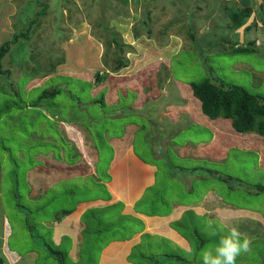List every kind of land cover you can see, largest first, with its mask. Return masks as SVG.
<instances>
[{"label":"rangeland","instance_id":"rangeland-1","mask_svg":"<svg viewBox=\"0 0 264 264\" xmlns=\"http://www.w3.org/2000/svg\"><path fill=\"white\" fill-rule=\"evenodd\" d=\"M247 6L251 15L234 28L231 8ZM33 20L37 22L30 26ZM19 32L29 38L11 45L0 74V209L1 219L10 222L13 248L22 254L38 252L36 264H59L54 253L49 256L50 247L63 251L65 264H101L114 231L126 234L133 224V232L143 229L119 206L89 205L87 214L95 224L90 231L83 230V260L75 263L66 255L70 238L57 245L49 226L65 209L108 200L106 182L114 147L107 134L123 136L126 124L135 122L141 126L136 153L157 165L152 189L164 196L161 205L142 203L143 212L168 213L174 200L211 204L219 199L229 205L221 204L214 215L189 212L176 220L190 251L164 236L145 233L134 250L136 260L202 264L201 250L235 226L251 241L250 251L236 264H264V137L238 133L231 119L210 120L202 113L206 122L194 120L174 129L171 143L163 145L156 135L160 130L161 138L166 136L163 125L168 119H151L148 105L139 103L140 98H189L201 103L193 86L206 78L264 96V0H0V46ZM247 46L252 49L243 50ZM118 57L126 64L117 69ZM98 72H107L104 80H96ZM57 86L63 90L53 94ZM102 92L119 101L102 102ZM92 133L100 153L99 179L65 176L64 161H78L80 155L96 160ZM172 143L189 148L178 152ZM199 145L206 147L197 150ZM53 156L64 161L52 165ZM90 166L88 173L94 175ZM63 171L64 177L51 185L44 181H53Z\"/></svg>","mask_w":264,"mask_h":264},{"label":"crops","instance_id":"crops-1","mask_svg":"<svg viewBox=\"0 0 264 264\" xmlns=\"http://www.w3.org/2000/svg\"><path fill=\"white\" fill-rule=\"evenodd\" d=\"M140 100V105L142 103H146L148 105V116L151 119L154 120L157 119V117L159 120L168 119V121L163 125L166 136L161 138L162 133L160 130L156 135L159 142H162L163 145H166L167 142L171 143L172 139L170 137L174 134V129L177 130L180 127L183 128L185 124L193 122L194 120H202L206 122V118L202 116L203 112L200 111L201 103L197 102L196 104L189 98H176L177 101H175V99H167L166 101H162L164 98H140ZM105 101L109 104H116L119 101V98L117 101H112L111 98H105ZM198 101L200 100L198 99ZM208 118L213 120L210 117ZM171 124H178V126H171ZM126 125L127 127L123 136H110L107 134L109 143L113 144L114 147V156L112 157L108 167L110 178L106 182L111 194H109L110 196L108 197V200H96L94 202L89 201L88 204L80 203L76 209H65L62 214L57 215L53 222L49 221V226L54 229L53 242L62 246L63 238H70V243L67 244L66 255H70L69 258H73L72 261L75 263H81L83 260L81 253L82 246L85 243L83 230L87 228L88 231H90L92 224H95L94 218L89 220V215L87 214V207L89 205L96 204L97 206H102L110 203V205L114 207L119 206L121 207L122 212L132 216L135 220L141 222L139 224L143 225V229L134 232L132 227H135L136 224L131 225L130 227L126 228L128 229L126 234L124 232L118 234L114 231L115 237H112L111 240L105 245L106 248L101 259V264H141V262L136 260L133 253L139 242L143 240L142 237L145 233L155 238L157 236H164L170 239L171 242H176L181 245L182 248L189 251L192 249V247L187 237L183 235L184 233L181 234L182 230L176 227V225L179 224L176 220L181 219L186 213L189 212L200 213L204 211L205 214L210 213V215H214L217 212V209L222 207L221 204H224V202H221L219 199H215L211 204H208L207 201H199L197 203L191 200L186 203H180L174 200L172 201L173 207L170 209V211H168V213L153 212L147 214L146 212H143L141 210L142 208L140 207L142 203L144 204L146 202H151L150 204L153 206L156 203L161 205L163 203L164 196L162 195V192L157 191V189H152L155 187V183H157V165L148 160L146 161L143 157L136 153L134 142L137 135V130L141 126L135 122H128ZM92 135L94 137V146L96 150L94 154L96 155V160L94 158H92V160L91 158H81L82 155H80L78 149L74 148L73 146V149H75V151L77 150V154L80 155V160L78 159V161H75L72 159V162L67 163L63 160V157L60 156L59 158H55L53 156L52 161L55 162L52 165L58 164L59 166L60 162L64 161V167L66 168V166H68V170L66 174L65 171H63L62 174H58L61 176H56V178L51 182L47 179L44 181L51 185L52 183L56 182L57 178H63L64 174L70 178L72 176L82 175L86 177L93 176L96 179H99L97 175V164L100 153L96 145L95 136L93 133ZM172 146L178 152H182L184 149L189 148L188 145L180 148L175 143H172ZM200 147L206 146L199 145L197 150ZM157 151L161 150L157 149ZM216 152L218 153V150H216ZM224 152H226V149L222 151L221 154H219L220 158H223L222 154ZM211 153L215 155V148ZM205 156L210 157V155ZM90 165H92L95 169L94 175L88 173V168L91 167ZM192 173L193 174L191 176L196 177L194 170H192ZM48 184L47 187L49 186ZM187 186L190 190H192L193 187L190 183H187ZM36 191L39 190L36 189ZM38 194L41 195V191H39ZM224 205L227 207L229 206L227 204ZM224 210L226 211L227 208H224ZM2 213H4L3 208L0 209V257L3 259V264H36L37 258L40 256L38 252L32 250L28 254H22L18 252L16 248H13L10 245L8 236L11 232V226L9 220L6 217L1 219ZM83 218H85V220H83ZM174 223H176V225H174ZM3 226H5V228L1 229ZM50 249L48 252L49 256H53L52 253H54V255L59 259V264H65V262L60 259V255L64 256L63 251L59 250L60 252L58 253L56 249L51 247ZM172 257H174V255ZM166 258L167 256L163 257V259ZM183 260L186 259L183 258Z\"/></svg>","mask_w":264,"mask_h":264},{"label":"trees","instance_id":"trees-1","mask_svg":"<svg viewBox=\"0 0 264 264\" xmlns=\"http://www.w3.org/2000/svg\"><path fill=\"white\" fill-rule=\"evenodd\" d=\"M45 10L46 8H43L42 11ZM251 12L252 8L249 6L241 8H231L232 26L234 28L242 26L245 20L251 15ZM40 13L42 12H38V15ZM37 17L36 19H38ZM36 22L37 20L31 21L30 26L31 24ZM31 29L32 27H29L28 32H30ZM21 37L29 38V36L27 37V33L19 32L16 33L12 39L5 41L0 46V74L5 72L2 69L3 57L10 51L11 45L17 43ZM115 37L116 36L113 37L114 40H116L119 46L123 48V44L119 43V38ZM238 49H241V47H238ZM250 49H252V47L250 46L243 47V50ZM118 59L120 60V62H118L117 69L121 68L123 64H126V60H123L121 57H118ZM106 75L107 72H103L102 74L98 72L96 73L95 77L96 80L100 81L104 80ZM60 90L62 91L63 87L57 86L53 94L58 93ZM98 94H100V92H98ZM103 94L104 93L102 92V95ZM193 94L201 101L202 112L208 117L212 119H216L219 117L231 119L232 126L237 132H256L264 137V96L252 94L240 85L224 83L219 84L210 78H206V80H204L202 83L194 84ZM95 98H97V94H95ZM102 99L103 100L101 101L105 103V94ZM98 101V99L95 100V102ZM13 183H15V185H18V179L14 180ZM18 198L19 197L17 196V200ZM18 206L22 207L19 202ZM22 209H24V206L22 207ZM29 218H27V221H29ZM28 226L30 227L29 229L32 232L31 234L33 235V237H36L37 234L35 228L33 229V226L30 223L28 224ZM57 251L58 253L60 252L59 250ZM62 258L63 256L60 255L61 260ZM0 264H3V259L1 257Z\"/></svg>","mask_w":264,"mask_h":264},{"label":"clouds","instance_id":"clouds-1","mask_svg":"<svg viewBox=\"0 0 264 264\" xmlns=\"http://www.w3.org/2000/svg\"><path fill=\"white\" fill-rule=\"evenodd\" d=\"M250 244L251 241L233 226L226 235L220 236L215 245L202 249L200 259L202 264H236L241 254L250 251Z\"/></svg>","mask_w":264,"mask_h":264}]
</instances>
